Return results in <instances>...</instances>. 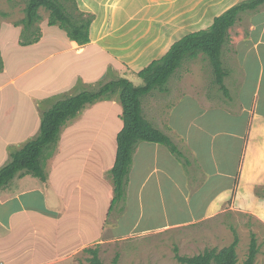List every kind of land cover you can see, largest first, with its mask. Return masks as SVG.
I'll use <instances>...</instances> for the list:
<instances>
[{
    "label": "rangeland",
    "instance_id": "obj_1",
    "mask_svg": "<svg viewBox=\"0 0 264 264\" xmlns=\"http://www.w3.org/2000/svg\"><path fill=\"white\" fill-rule=\"evenodd\" d=\"M60 1L65 3L68 10L72 11L77 19L80 18L77 12L83 11L79 8H77L78 11L75 10L72 0ZM26 3L27 0H0V85L6 80V76L1 74L4 66L8 64L11 71L12 67L16 66L14 63L16 57L23 58V49L16 48L13 42L7 44L8 41L19 39L21 42H27V40L30 42L29 40L44 34L46 36L41 40V49L42 52L47 53L59 50L61 43L65 44V39L68 37L65 27L59 24H47L49 11L43 7L38 9L39 21L32 24L22 23ZM89 14L92 13L84 12L86 16ZM263 25L264 4L254 11L241 13L237 22L229 28V38L223 44L220 55L222 66L227 72V76L222 80L227 94L223 92L220 84L216 81L208 58L200 53L193 59L184 57L180 61L178 67L164 84L166 90L160 91L155 88L141 96L142 115L157 128L156 110L152 107V103L155 104V97L160 101L170 100L174 104L177 102L175 100H178L181 90L185 92V98L179 105L174 106L173 117L177 126L182 125V122L184 127L189 125V142L183 139L184 144H181L170 133L162 131L171 137L173 143L182 151L183 157L175 155L163 144L158 148L159 154L157 153L158 149L152 151L153 157L159 163L165 162L162 159L163 153L169 151L170 155L174 157L171 156L168 159L173 162L169 169L173 171L174 178L181 180L182 194L175 190L169 180L164 177L159 164L157 169L153 168L150 180L144 189L148 194H151L148 195L149 197L144 194V198L141 199L139 192L137 199L138 187L135 184L134 174H132L130 184H126L124 197L116 202L111 210L109 209L113 185L111 166L108 168L106 166L112 164L115 158L116 135L122 126V108L118 92H116L109 99V101L114 100L115 105L106 103L107 99L99 100L102 102L95 108H90L92 104H86L84 107L90 108V110L84 115L82 112L81 116L83 115L82 118H84L76 126L61 129L57 141L60 139L62 146L55 168L51 169L53 161L49 163L50 157L46 158L52 154L54 144L43 149L40 163L44 170L45 180L49 175L50 181L44 183L42 179L31 174L29 177L35 181L34 187L46 189L43 190L46 192V201H44L43 195L32 192L13 201L11 205L22 203L28 206V209L37 208L39 214L46 212L48 208L61 211L64 208L65 197L74 193L75 183L79 181L84 187L92 190L98 202V211L106 218L104 232L111 236L110 240L101 244L92 243L90 246L98 248L99 257L104 264H111L115 255H118L117 264H182L175 257V248L179 255L192 256L206 248L220 249L227 246L235 235L238 237L237 258L241 262L248 253L252 234H254L258 246L255 264H264V221L247 213L224 210L209 220L199 221L182 228H171L158 232L155 230L144 231L192 218L193 212H197V214L200 212V208L196 207L203 198L212 197L237 177L246 124L252 108L251 98L254 99L253 110L264 113ZM261 33L262 40H259ZM49 34H55V36L51 38L48 36ZM258 43L259 45L255 46ZM236 46L238 55H235ZM48 59L43 64L47 69L57 60L65 62L66 66L70 65V68L77 65L73 62L70 52L61 55L57 53L56 56ZM102 59V57L95 59V65H98ZM20 63L22 64V60ZM21 66L15 70L17 71ZM239 66H243V71ZM126 74L121 76L132 77ZM137 75L133 76V80L130 81L135 86H141L144 82ZM47 77L48 75L43 73L44 82H48ZM104 82L100 80L95 83L97 84L95 86L102 85ZM2 94H5L3 98L8 97L2 104L11 103L13 112H22L23 108H27V98L23 93L13 91L11 86L1 87L0 95ZM191 97L195 99V104ZM238 98L242 100L243 105H240ZM193 105L197 108L195 109ZM182 109L186 114L189 112V118L186 119L184 115L183 120L179 118L183 112ZM151 112L153 113L151 114ZM175 119H180L181 123ZM39 130L40 126L36 135ZM184 130L186 131V128ZM145 142L148 141H139L138 143ZM183 160L190 165L185 164ZM200 160H203V163L211 170L210 176L205 174L207 173L206 169L201 167ZM176 161H179L182 166H178ZM101 166H104L105 169L101 170ZM131 166L132 164L127 179L132 171ZM159 176L160 187L157 190L156 182ZM13 180L6 185L7 189L14 185L11 184ZM107 189L108 193H106ZM57 192H59V198L53 203L52 195ZM183 195L189 201H186L185 198L181 199L182 209H179L177 199ZM163 203L168 210L164 208ZM90 205L84 200V216L90 217L94 214ZM39 214L32 219L34 224H50L49 221L44 222L43 217ZM31 215L34 214L31 213ZM43 229L45 233H51L50 228L45 226ZM1 249L2 247H0ZM89 257L90 253L82 250L69 260L58 264H89ZM7 261L6 256L0 253V262L9 264Z\"/></svg>",
    "mask_w": 264,
    "mask_h": 264
},
{
    "label": "crops",
    "instance_id": "obj_2",
    "mask_svg": "<svg viewBox=\"0 0 264 264\" xmlns=\"http://www.w3.org/2000/svg\"><path fill=\"white\" fill-rule=\"evenodd\" d=\"M74 1L81 11L93 14L88 28L89 41L87 43L78 44L67 37L66 43L63 45L61 43L59 50L46 53L41 49V40L46 36L44 34H41L37 41L29 44L19 39L7 42V44L13 42L16 48L23 49V58L16 57L14 62L16 66L12 67L11 71L8 64L4 66L1 74L6 76V80L0 88L4 85L11 86L13 91L24 94L28 104L22 112H13L11 103L2 104L8 97L3 98L5 94L0 95V166L9 161L14 151L36 136L42 114L53 102L71 96L80 90L92 89L100 80L107 82L117 77H124L121 75L126 72H128L126 75L132 77L126 76L125 78L133 80V76L137 75L138 71L153 60L161 58L175 41L190 32L206 29L212 24L215 16L241 0ZM48 36L53 38L55 34ZM259 40H262V33ZM237 46L235 55H238ZM69 52L73 62L77 63L74 67L70 68V65L66 66L65 62L57 60L48 69L44 68L43 64L49 60V57H54L57 53L61 55ZM99 57L103 59L95 65V59ZM21 60L23 65L20 63ZM18 66L21 67L16 71ZM240 68L243 71V66ZM43 73L48 75V82H44ZM52 80L55 81L50 83ZM164 90L166 88L160 91ZM184 95L185 92L181 90L174 104L170 100L160 101L156 97L155 104L152 103V107L156 110L157 128L170 133L181 144H184L183 139L189 142V125L184 127L182 122V125L177 126L173 116L174 106L181 103L185 98ZM101 102L92 104L90 108H95ZM193 102L195 104V99ZM238 102L243 105L240 98ZM250 102L252 108L246 124L235 180L212 197L203 198L196 207L200 208V212L198 214L193 212L192 218L144 231L158 232L171 228H182L199 221L209 220L224 210L247 213L264 221V113L253 110V98ZM106 103L115 105L114 100L107 99ZM85 108H82L75 117L68 119L61 129L76 126L84 118L82 116L90 110V108ZM243 108L245 109V106ZM190 109L191 107L189 111ZM183 115L186 119L189 118V112L186 114L183 111L179 115L181 120H183ZM180 119L175 120L179 122ZM61 129L60 131L63 130ZM169 138L171 139L170 136ZM61 146L62 142L59 139L53 147L52 154L46 157H50L49 163L53 161L51 169L57 166ZM159 146H161L160 143L145 142L138 143L135 147L133 163H131L132 171L127 184H130L132 174H134L135 184L139 189V191L137 189V199L139 192L141 199L144 198V194L147 197L151 195L144 189L150 180L153 168L157 169L159 164L164 177L169 180L175 190L182 194L181 180L174 178L173 171L169 169L173 164L168 160L172 156L170 152L162 154L164 163H159L152 155V151L157 150ZM189 148L192 149L191 146ZM157 151L159 154V149ZM176 162L179 164L175 163L176 165L182 166L179 161ZM183 162L190 165L184 160ZM203 162V160L199 161L201 167L206 169L205 174L210 176L211 170ZM104 169V166H101V170ZM219 175L222 174L219 173ZM29 176V174H18L11 183L14 184L12 187L7 189L5 186L0 189V247H2L1 250L4 249V251L0 250V253L6 256L9 264H58L69 260L84 248L90 247L92 243L101 244L110 240L111 236L104 232L106 218L104 214L99 213L98 202L92 190L84 187L79 181L75 183L74 193L64 198V208L61 211L48 208L46 212L39 214L37 208L28 209V206L22 203L12 206L13 201L32 192L43 195L46 201V192L43 191L45 188L34 187L35 181ZM47 181H50L49 175L44 183ZM156 185L159 190L160 176ZM108 192L107 189L106 193ZM58 198L59 192L53 194V203ZM184 198L189 201L184 195L177 199L179 209H182L180 200ZM84 200L90 203L94 210V214L90 217L83 214ZM163 205L168 210L164 203ZM37 214L43 217L44 222L49 221L50 224H34L32 219L38 216ZM45 226L51 229L50 234L45 233L43 229ZM4 263L0 262V264Z\"/></svg>",
    "mask_w": 264,
    "mask_h": 264
},
{
    "label": "trees",
    "instance_id": "obj_3",
    "mask_svg": "<svg viewBox=\"0 0 264 264\" xmlns=\"http://www.w3.org/2000/svg\"><path fill=\"white\" fill-rule=\"evenodd\" d=\"M73 7L78 11L76 3ZM264 4V0H241L232 5L220 15L215 16L212 24L206 29L190 32L175 41L168 51L159 59L153 60L145 68L138 71L143 85L135 86L128 78L117 77L104 82L102 85L89 90H80L77 93L56 100L46 109L41 117L38 135L28 140L21 148L11 154L10 160L0 168V189L5 187L18 174H31L45 181L40 156L43 149L56 144L61 126L73 118L86 105L102 99H110L118 92L121 103L122 127L116 135V154L110 168L113 195L109 209L119 202L125 194L127 175L132 163V154L139 141L155 142L166 145L169 150L179 157L183 154L173 141L160 129L151 125L142 115L141 96L152 89H164L169 76L180 64L184 57L195 58L202 53L208 58L213 69L216 81L227 94L222 80L227 74L220 59L221 48L228 41V30L246 11H254ZM43 7L49 11L48 25L59 24L65 27L69 39L78 44L89 41L88 28L93 15H84L78 11L77 19L65 3L60 0H27L24 8L22 23L32 24L40 20L38 9ZM69 27H66V26ZM29 26V25H27ZM33 40V41H32ZM29 44L38 40L33 38ZM238 237L235 235L232 242L220 249L206 248L202 252L192 255H179L175 248V257L182 264H255L258 246L254 234L251 235L248 253L243 261H239L236 253ZM83 250L90 253L89 264H104L98 254L97 247H87ZM118 255H115L111 264H117Z\"/></svg>",
    "mask_w": 264,
    "mask_h": 264
}]
</instances>
